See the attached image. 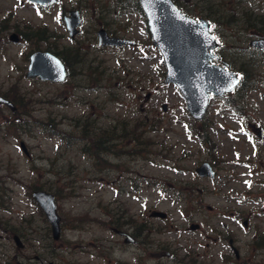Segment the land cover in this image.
<instances>
[{
    "label": "rangeland",
    "instance_id": "obj_1",
    "mask_svg": "<svg viewBox=\"0 0 264 264\" xmlns=\"http://www.w3.org/2000/svg\"><path fill=\"white\" fill-rule=\"evenodd\" d=\"M178 1L192 5L195 16L207 13L213 19L214 15L227 13L223 21L215 24L222 45L232 48L233 61L235 58L246 61L252 56L258 63L250 68L252 76L247 80V89H240L243 91L241 112L228 105L227 96L211 101L206 122L211 123L209 139L214 148L208 140L201 144L197 131L202 132V124L191 122L181 94L173 85L163 82L160 76L163 65L150 43L139 10L120 9L115 0H57L43 9L27 0H0V93L16 102L14 112L0 106V177L5 181L6 190H11L9 209L4 201L3 209L0 207V264H48L49 261L134 264L137 245L131 248L114 232V229L126 230L127 225H110L107 215L109 210L119 211L126 204L132 215L142 211L144 215L140 217L146 216L150 208L167 212V219L153 221L161 226L155 239L165 246L157 256L161 264H169L166 251L177 256L188 252L196 264H264V246L258 248L252 242L259 233H264V138L258 139L256 148L252 149V136L246 126L249 122L264 124V64L258 54L248 53L245 35L236 33L244 16L234 6L237 3L248 8L255 2L258 10L264 12V0ZM181 4L178 5L183 9ZM78 6L84 21L80 33L70 40L61 14ZM99 27L138 43L135 47L119 49L96 48L94 34ZM38 28L46 29L45 36L54 33L57 47L79 46L83 50L79 52L80 58H86L85 67L76 71L74 66V74L60 84L26 78V54L36 45L43 49L48 43L34 40L31 32L35 33ZM13 32L19 35L21 43L10 41L9 35ZM245 33L250 31L245 29ZM51 47L57 49L54 44ZM238 47L243 52L237 54ZM89 61L92 67L86 66ZM233 65L238 73V66ZM13 88L16 96L12 94ZM117 93L121 94L120 99ZM163 105H167L165 110ZM155 117L163 121L166 132L160 130L146 135L155 143L164 139L173 147L171 157L180 158L178 163L173 160L180 170L160 166L162 162H173L154 152L137 156L136 165L135 159L126 155L106 156L118 167L99 169L91 157L81 153L82 143L75 140V133L68 132L87 120L91 126H107L121 120L132 124L145 121L146 129ZM57 132H64L65 136ZM20 141L27 146L29 156L21 150ZM124 143L119 145L123 147ZM155 147L154 144L152 149ZM219 159L216 178L202 179L195 175L194 167L201 161ZM126 167L134 169L130 175H145L137 179L138 185H142L140 199L134 197L137 193H123L130 190L129 181H114ZM150 177L156 183L148 184ZM181 180L186 192L196 185L203 194H195L199 197L193 201L174 198L173 188ZM108 181L118 188L119 195L112 186L103 187L110 184ZM187 181H190L188 185ZM22 183H40L43 189L57 194V210L65 218L59 240L52 239L48 222L37 205L30 202ZM218 207L242 211L249 224L243 227L242 219L237 223L224 220V226ZM191 222L198 223L199 228L190 230ZM14 229L24 243L21 249L12 241ZM165 229L168 230L162 233ZM227 236L237 241L238 259L224 243L223 238ZM261 243L264 245V240Z\"/></svg>",
    "mask_w": 264,
    "mask_h": 264
},
{
    "label": "water",
    "instance_id": "obj_2",
    "mask_svg": "<svg viewBox=\"0 0 264 264\" xmlns=\"http://www.w3.org/2000/svg\"><path fill=\"white\" fill-rule=\"evenodd\" d=\"M43 4L52 3L54 0H35ZM146 13L149 29L153 42L161 50L167 66L166 82H175L187 97L188 108L193 115L200 116L204 112L208 93H221L233 88L237 81L234 74L230 75L231 82L226 81L225 74L220 70L207 71L208 67L202 66L205 62V48L208 46V34L206 27L200 23L188 22L181 19L170 0H140ZM72 18L67 21V27L71 35L79 23L77 11H72ZM99 43H131L127 40L109 39L103 30L98 31ZM264 48V39L257 41ZM27 76L38 73L43 79L62 80L65 75L64 67L60 61L48 52H35L31 55ZM202 66V67H201ZM0 100H2L0 98ZM203 168L198 171L207 173ZM34 197L42 206L48 220L51 223L53 236L59 234V217L55 212L53 197L43 191L34 192ZM18 244L19 241L15 237Z\"/></svg>",
    "mask_w": 264,
    "mask_h": 264
},
{
    "label": "trees",
    "instance_id": "obj_3",
    "mask_svg": "<svg viewBox=\"0 0 264 264\" xmlns=\"http://www.w3.org/2000/svg\"><path fill=\"white\" fill-rule=\"evenodd\" d=\"M77 50H75V52H76ZM122 130H123V127H122ZM136 137V136H135ZM110 139V138H113V136H112V131H111V133H108L107 131L106 132H100V133H98V132H96V135H94V142H95V146H96V148H99V145H102L104 148H106L108 145L106 144V141H107V139ZM143 142L144 143H146L147 142V140L144 138L143 139ZM95 148V149H96Z\"/></svg>",
    "mask_w": 264,
    "mask_h": 264
},
{
    "label": "snow or ice",
    "instance_id": "obj_4",
    "mask_svg": "<svg viewBox=\"0 0 264 264\" xmlns=\"http://www.w3.org/2000/svg\"><path fill=\"white\" fill-rule=\"evenodd\" d=\"M30 2H31V0H30ZM180 18H181V19H184L185 17H184L183 15H181ZM193 23H199V21H193ZM213 27H214V26H213ZM212 39H214V40H218V37H216L215 35H213V36H212ZM237 75H239V74H237ZM241 131L243 132L244 129L242 128Z\"/></svg>",
    "mask_w": 264,
    "mask_h": 264
},
{
    "label": "flooded vegetation",
    "instance_id": "obj_5",
    "mask_svg": "<svg viewBox=\"0 0 264 264\" xmlns=\"http://www.w3.org/2000/svg\"><path fill=\"white\" fill-rule=\"evenodd\" d=\"M133 241H134V242H137L138 240H137L136 238H133Z\"/></svg>",
    "mask_w": 264,
    "mask_h": 264
}]
</instances>
